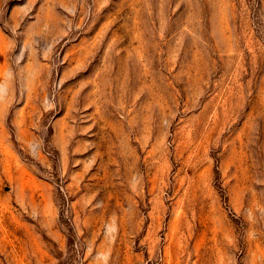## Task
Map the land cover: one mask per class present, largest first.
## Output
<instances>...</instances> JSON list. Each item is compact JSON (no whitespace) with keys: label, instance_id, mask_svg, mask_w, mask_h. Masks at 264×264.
<instances>
[{"label":"rangeland","instance_id":"obj_1","mask_svg":"<svg viewBox=\"0 0 264 264\" xmlns=\"http://www.w3.org/2000/svg\"><path fill=\"white\" fill-rule=\"evenodd\" d=\"M0 264H264V0H0Z\"/></svg>","mask_w":264,"mask_h":264}]
</instances>
